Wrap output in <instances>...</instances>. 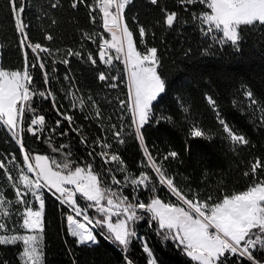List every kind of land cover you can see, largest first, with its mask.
I'll use <instances>...</instances> for the list:
<instances>
[{
	"label": "trees",
	"instance_id": "obj_1",
	"mask_svg": "<svg viewBox=\"0 0 264 264\" xmlns=\"http://www.w3.org/2000/svg\"><path fill=\"white\" fill-rule=\"evenodd\" d=\"M92 1L84 0L72 8L73 0H23L24 19L29 25L30 38L34 43L52 49V55L40 53L46 64L44 70L30 67L33 74L31 87L37 91L50 89L55 96L56 108L72 115L73 123L63 120L51 99L37 95L33 97L31 106L36 114L45 116L46 126L38 134L39 138L27 131L22 135L25 148L33 155H48L57 161L67 158L78 166L92 164L94 170L104 177L106 186L120 191L123 184L111 183V176L123 182L126 175L136 176L142 170L152 173L142 167L141 162L145 158L132 134L128 105L121 106V101H128V78L124 64L114 60L111 67H107L99 60L101 36L110 39V34L102 27L98 12L91 13L96 16V22H92L89 14L90 7L94 6ZM52 3L58 6L52 8ZM203 8L202 5H181L180 0H158L155 5L150 0H133L125 11L138 49H158L168 82L166 93L154 102L153 121L143 129L145 141L154 155L162 156L171 150L180 153L179 161H166L165 167L169 174L175 176L182 190L199 192L201 199L208 195L215 198L221 191L244 190L252 180L251 175L245 177L243 174L249 168V161L257 156L264 161V127L260 126V111L250 107L244 95L245 90L250 89L264 105V27L246 29L241 50L236 51L231 45L221 46L202 35L201 25L193 19L192 13ZM163 10L178 13V22L171 28L163 24ZM140 26L148 32L143 43L138 36ZM47 34H51L53 40H46ZM19 39L9 0H0V65L6 69L23 67V49ZM69 49L80 55L67 57L69 62L65 65L61 61ZM28 51L31 61L33 54L30 49ZM90 54L96 59L95 65L89 60ZM43 71L48 72L47 84H44ZM101 72L109 77L119 76V79L101 81L98 78ZM113 83L117 85L114 88L110 86ZM71 93L85 100L83 110L78 101L77 106L72 107ZM206 95L216 100L220 116L229 126L250 140L248 146H237L233 151V145L226 139L216 111L207 103ZM88 97L99 107L102 119L94 118L95 110L89 106L91 101ZM185 107L189 109L187 113L183 110ZM32 115L26 111L25 128ZM162 115L171 116L172 120L156 123ZM57 120L61 121L59 126L56 125ZM190 123L201 126L211 134L212 139L190 138ZM113 124L117 129L123 125L124 144L113 137ZM99 140L112 145L108 151L123 159L126 172L119 171L115 163L104 164L99 155L102 150ZM61 146L62 150L53 151ZM13 156L15 161L9 163ZM0 160L5 161L14 177L13 167H24L16 138L3 125H0ZM260 175L264 176V173ZM0 188L10 199H14L13 189L3 169H0ZM157 192L162 199L175 200L162 186L157 188ZM130 193L131 185L123 187V195H128L129 199L132 198ZM138 195L147 202L151 193L140 190ZM43 200L44 264H73L74 261L75 264H125L123 250L118 244L99 236L100 229L96 230L98 245H77L76 238L67 231L65 214L69 213L68 209L50 192H43ZM16 209L21 211L22 208L14 206V215L8 226L11 229L16 225V233L24 234L25 231L18 226L21 218ZM89 211L93 217L99 215L94 208ZM144 216L134 227L142 232L158 264H195L174 242H162L157 225L149 222L147 214ZM132 248L133 243L127 255L134 264H143L135 257ZM21 251L20 244L0 246V264H22ZM241 264H247V261Z\"/></svg>",
	"mask_w": 264,
	"mask_h": 264
},
{
	"label": "snow or ice",
	"instance_id": "obj_2",
	"mask_svg": "<svg viewBox=\"0 0 264 264\" xmlns=\"http://www.w3.org/2000/svg\"><path fill=\"white\" fill-rule=\"evenodd\" d=\"M84 0H73L71 7L76 8ZM155 5L158 0H150ZM132 0H95V5L90 7V18L96 22L98 12L102 20V27L110 34V39H103L98 52L99 60L107 65H112L113 60L124 64L128 78V101H121V106L128 105L130 113L132 134L139 143L144 160L143 168L149 171H140L138 175H126L124 181L114 175L110 177L111 183L128 187L131 185V199L123 195V187L115 191L105 185L104 177L99 171L94 170L92 164L84 166L74 165V162L65 158L57 161L48 155H33L25 148L23 133L27 131L33 136H38L46 126L45 116L36 114L31 101L34 96L49 98L57 113L69 124L73 123V116L56 108V100L50 89L37 91L31 87L33 74L31 68H46L40 53L52 55V49L41 43H34L29 36V25L25 22V5L23 0H9L13 13L14 26L20 39L19 44L23 49V67L16 70L6 69L0 65V125L6 127L16 138L23 156L24 167H18L14 177L7 168L4 160H0V169L14 192V199H10L3 188H0V246L20 244L22 251L19 253L22 264H44V208L45 202L41 198L43 189H48L62 204L70 209L65 214L68 233L76 238L77 245H98L99 236L104 237L123 250L125 264H134L127 255L134 240H141L142 251L147 256V264H158V260L148 242L139 237L134 227L135 223L145 218L147 214L150 223L158 227V234L162 242H174L183 253L195 264H264V161L254 157L249 161V168L243 174L251 175L252 180L242 191H228L213 198L208 195L201 199L199 192L182 190L175 176L168 173L165 162L180 160V153L176 150L167 151L162 156L154 155L149 149L143 129L150 124L154 117V102L168 89L161 58L156 47H145L143 51L137 47L134 33L129 28L125 18V10ZM181 5L204 6L203 10L192 13L194 20L201 25L202 35L209 37L213 42L223 46L231 45L240 51L246 29L257 26L264 27V0H180ZM58 5L52 3L51 7ZM164 11L163 24L171 28L178 22L176 11ZM56 21L53 20V24ZM148 35L145 27L140 26L138 36L140 42ZM45 39L53 40L51 34ZM33 60H29V51ZM110 50H114L111 52ZM80 55L69 49L66 57L61 61L68 64L67 57ZM89 60L93 65L96 59L90 54ZM44 84L48 83V72L43 71ZM99 80H116L119 76L109 77L104 72L99 74ZM116 87L115 83L110 85ZM244 95L249 100V106L260 111V126L264 127V105L254 97L250 89ZM207 103L216 111L217 120L226 134V139L233 145L248 146L251 142L242 133L235 131L220 116L216 100L206 95ZM72 107L77 106V101L83 110L85 100L71 93ZM91 101L89 105L95 110V119H102L99 107ZM184 112L189 109L185 107ZM33 115L25 128V113ZM171 121V116H160V121ZM60 120L56 121L59 126ZM112 135L120 144H124L123 125L120 129L113 124ZM54 131V129H52ZM64 134V133H62ZM190 138H204L211 140L212 136L196 123H190L188 128ZM101 151L100 157L104 164L115 163L121 172L127 171L123 159L116 153L108 151L112 148L110 143L98 141ZM187 149V144L185 145ZM54 148L53 151H60ZM70 155V154H68ZM92 155V153H89ZM12 157V163L15 161ZM111 171V170H109ZM154 174V175H153ZM168 190L172 199H162L157 192L158 187ZM146 190L151 193L147 202L139 198V191ZM29 194L39 201L38 210H34L31 201L26 199ZM58 194V195H57ZM77 194L87 203L81 206ZM14 206L21 222L19 228L29 234L16 233V225L10 229ZM94 208L98 216H89L88 211ZM7 221V222H6ZM235 257L236 259H231ZM75 264V261L73 262Z\"/></svg>",
	"mask_w": 264,
	"mask_h": 264
},
{
	"label": "rangeland",
	"instance_id": "obj_3",
	"mask_svg": "<svg viewBox=\"0 0 264 264\" xmlns=\"http://www.w3.org/2000/svg\"><path fill=\"white\" fill-rule=\"evenodd\" d=\"M114 53V52H113ZM14 171H15V174L17 175V172H18V167L14 166ZM50 192L48 189H43V192ZM52 193V192H50ZM41 198L43 199V194L41 196ZM28 200L31 201V204H32V207L34 210H38V207H39V201L35 200L34 197H32L30 194L29 196L26 198ZM77 200H78V203L81 204V206H83L84 204H86L87 202L84 201L83 199L80 198L79 194H77ZM65 207L68 209V211L70 212V209L68 208V206L65 204ZM22 208V207H21ZM23 209H21L22 211ZM88 214L89 216H92L90 211H88ZM95 217V216H94ZM137 231V234L139 237H142L144 240H145V237L142 236V232L140 230H136ZM24 234H29L27 232H25ZM133 253L135 255V257L143 264H147V256L145 253H143L142 251V244H141V240L137 239V240H134L133 241Z\"/></svg>",
	"mask_w": 264,
	"mask_h": 264
},
{
	"label": "built area",
	"instance_id": "obj_4",
	"mask_svg": "<svg viewBox=\"0 0 264 264\" xmlns=\"http://www.w3.org/2000/svg\"><path fill=\"white\" fill-rule=\"evenodd\" d=\"M54 2H56V0H54ZM93 2V5H95V0H93L92 1ZM132 2H133V0H132ZM132 4V3H131ZM129 6V5H128ZM127 6V7H128ZM127 9V8H126ZM126 11V10H125ZM103 39H105L103 36H101V42H100V44L102 43V41H103ZM99 49H100V45H99ZM111 52H112V50H110ZM114 61V60H113ZM103 63V62H102ZM105 64V63H104ZM107 67H111V65H107V64H105ZM52 194V193H51ZM53 195V194H52ZM58 195V194H57ZM54 196V195H53ZM55 198H56V196H54ZM59 201V200H58ZM59 203L62 205V206H65V204H62L60 201H59Z\"/></svg>",
	"mask_w": 264,
	"mask_h": 264
},
{
	"label": "crops",
	"instance_id": "obj_5",
	"mask_svg": "<svg viewBox=\"0 0 264 264\" xmlns=\"http://www.w3.org/2000/svg\"><path fill=\"white\" fill-rule=\"evenodd\" d=\"M112 52H114V50H112Z\"/></svg>",
	"mask_w": 264,
	"mask_h": 264
}]
</instances>
